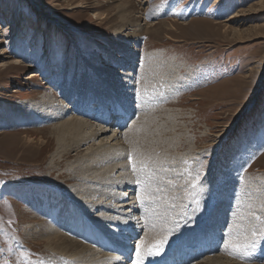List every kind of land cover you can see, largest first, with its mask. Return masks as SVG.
<instances>
[{"label":"rangeland","instance_id":"obj_1","mask_svg":"<svg viewBox=\"0 0 264 264\" xmlns=\"http://www.w3.org/2000/svg\"><path fill=\"white\" fill-rule=\"evenodd\" d=\"M82 3L91 8H77ZM118 4L143 28L139 41L130 47L138 53L136 87L146 101L144 115L157 120L172 117L177 122L181 154L159 166L164 186L170 184L178 190L174 199L180 200L181 209L173 206L176 214L183 217L199 206L195 222L203 227L209 224L207 216L224 201L225 232L229 234V217L233 216V230L243 222L246 235L253 239L244 241L245 247L234 259L241 264H264V242L258 244L264 237V0H0V63L10 65L19 60L21 66L0 69V264L62 263L45 255L37 236L27 235L24 217L39 216L53 227L61 221L59 204L70 194L66 167L84 148L51 169L48 159L56 150L51 138L53 125L34 113L28 118L32 114L28 103L46 91L54 94L59 104L66 72L71 82L73 78L79 85L88 82L85 96L91 98V89L100 90L97 87L102 82L95 84L94 70L89 67L85 72V59L99 57L96 66L109 63L112 69L120 67L117 61H108L115 60L111 54L100 51L121 22ZM116 38L120 41L121 37ZM52 62L57 66H50ZM31 75L38 76L34 81L26 79ZM95 101L99 104L101 95ZM65 102L67 106L76 104L74 112H78L77 101ZM128 111L134 118L140 115L134 113L136 109ZM72 112L67 117L76 116ZM29 139L36 147L33 150L27 148ZM149 148L147 156L140 155L135 164L129 157L131 167L139 168L130 170L135 172V183L143 181L160 190L155 180L149 181L147 172L152 171L154 156ZM142 149L135 150L141 153ZM252 221L256 226H250ZM168 223L173 224L167 222L166 226ZM46 225L41 226L46 229ZM142 231L144 234L145 229ZM93 235L96 238L98 234L95 231ZM214 237V241L222 240V234ZM176 241L177 237L167 238L147 248L163 242L165 250Z\"/></svg>","mask_w":264,"mask_h":264},{"label":"bare ground","instance_id":"obj_2","mask_svg":"<svg viewBox=\"0 0 264 264\" xmlns=\"http://www.w3.org/2000/svg\"><path fill=\"white\" fill-rule=\"evenodd\" d=\"M77 8L86 10L91 7H89L88 4L82 3L79 4ZM126 9L125 6L119 5L117 11V15H119L121 20L119 27H114L115 30L113 32V37L106 40V46L103 45L100 46L102 49L99 48L102 54L109 53L111 54V57L115 59L114 61L108 60L109 62L115 64L117 61L120 67L116 66L118 67L117 69H112L109 63L106 64V66H96L95 64H98L100 61L99 57H93L92 60L85 59V65L87 67L85 68V72H89L90 67L94 70L95 77L98 80V82L94 81L95 84L97 83L96 85L99 86V82H102V84H100L102 86L97 87L100 90L96 91L91 89L94 91L93 94L91 93V98L98 100L101 95V101L99 104L95 102L92 103L90 96L84 95V90L87 89L86 85H88V82L83 80L82 84L79 85L74 78L71 82L70 74L67 72L64 76L65 81L62 83V90L64 92L61 96L58 93L61 99L59 104L55 102L56 96L51 92L46 91L39 99L36 100L33 98L28 103V108L32 111V114L27 116L28 118L34 113L41 121L53 125V128L51 129V138L53 143H55L56 150L54 154L51 156L49 155L48 166L51 169L57 168L64 158L68 159L70 157L72 152L84 148L80 156L78 155L79 157L66 167L70 194L64 197L65 201H59V205L62 206L61 211H59L61 212V221L53 227L50 224L39 220V216L25 215L24 217V221L27 223V235L32 237L34 235L37 236L39 239L38 243L44 247L45 255L52 257L53 259L55 258L59 262L62 261L63 264H126L124 257L110 253L107 249H102L100 244L96 245L85 240V237L87 236L86 234H88L87 230L91 227L104 231L108 235L113 234V236L116 237L115 242L123 245L124 250L128 249V251H130L132 248L138 246V250L142 252L150 249L147 247L154 246L158 241H163L167 238L176 239V237H190L198 231L195 233L197 236L202 231V227H199L196 222L194 224L187 223V226H185L188 218L193 214V209L196 208L192 207L191 213L183 212L185 214L183 217L180 216V213L176 214V210L173 206H178L177 208L181 209V206L179 205L180 200L174 199L178 190L176 191V188H171L170 184L164 186V183L160 179L162 172H160L159 166H161V164H166L168 161L174 160L181 154L179 153L181 142L180 134L175 132L177 122L173 120L172 117L168 119L164 117V119L157 120L155 116L151 117V114L149 116L144 115V112L148 109L144 106L146 101L144 102V100H142L143 97L141 96L139 110L134 112L140 113V115H137L136 118L132 115L133 121L131 122L130 127L127 131L121 133L98 124L94 120L91 121L90 119H93L92 117L88 118L81 115L92 116L97 113V110L106 113L105 107L103 106L105 102L117 98L118 96L124 97L128 110L133 111L134 109L133 94L129 88H126L121 84L118 69H127L130 74L136 75L135 63L138 61V57H136L138 53L131 49L130 44L139 41L140 34L138 36V33L143 28H140L141 25L139 24L138 19H134L130 14H127L128 10ZM99 19L104 18L100 17ZM183 25L187 26L188 24L185 23ZM116 37H121L120 41H116ZM95 60L96 62L94 64ZM19 66V60L12 62L10 65H6L3 62L0 63V69L12 67L11 69L14 70L19 69L21 67ZM50 66H57V63L55 62L54 64L52 62V65ZM133 67L134 71L132 72L131 68ZM140 75H142V73ZM37 76L38 75H31L26 79L34 81ZM92 87H94L93 83ZM75 99L77 102L74 101ZM65 101L78 103V112H76L77 110L74 112L75 106H77L76 104L74 107L67 106ZM92 104H94L95 107H93ZM143 106L145 107L144 109ZM150 108L154 109V107L151 106ZM152 109L150 110L151 113ZM71 111H73L72 113L76 116L67 117ZM25 112L27 114V111ZM130 113L131 112L128 111L129 115H131ZM80 116L83 118H80ZM169 123H171V126ZM2 134L3 133L0 132V135ZM40 140L44 142L42 145L46 144L44 139ZM26 144L29 146H27L29 150L36 148L32 146V139H29ZM148 145L150 147V155L154 156L150 161L152 171L149 173L147 170L148 172H146L151 174L149 176V181L152 180V182H154L155 180V186L157 188V185L159 184L160 190L154 189L151 184L147 187L148 183L145 184L143 181H139L138 184L135 183V176H133L135 175V172H133V174L130 170H133V168L129 162V157H133L135 164L139 160L140 155V157L147 156ZM143 147L144 150L142 149ZM135 149L140 151L142 149V152L140 153ZM200 153L203 152L200 151ZM126 156H128V159ZM142 162L144 161L142 160ZM145 163H147V161ZM138 170L136 169V171ZM140 175H143V173H140ZM145 177L147 178V175ZM173 182L176 183L175 181ZM141 184H144L145 186H142ZM141 188H144L145 192L141 190ZM178 188H180V186ZM35 192H37V190ZM183 193L185 192H182V194ZM134 196H137V198ZM52 199L55 198L52 196ZM188 200L189 199H187V201ZM42 201L44 200L42 199ZM38 203L39 201L37 204ZM224 203L225 202L223 201L219 206L217 205L209 216H207V218H209V224L206 225L205 228L211 226H215V228L207 230L204 228V231L202 232L204 238L213 242H215L214 234L217 236V234L221 235L222 233L220 229H222L221 226H223L227 211L226 203ZM44 207L46 206L42 205L43 209ZM69 209H72V211H69ZM173 220L175 221L173 222ZM176 221L177 223H175ZM167 222L173 224L168 223L166 226ZM229 222V234L226 235V243H224L225 247L221 254L218 252L214 254V256H209L208 258H204V260L193 264H241L236 261L237 259H234V256H236L235 253L243 248V244L246 243L244 242L245 240L250 241L253 239L246 235V227L244 228L242 221H237L240 224L242 222V225L240 227L239 225H236L234 230L233 216L229 217ZM250 223V226H256L254 221ZM44 224H47L46 229L41 226ZM203 224L204 222L202 225ZM116 225H118V227ZM142 228L145 229L144 234ZM122 229L130 230L133 233H128L127 231L124 232ZM134 237L140 239L139 241H136L135 244L133 243ZM262 238L260 239L262 240ZM190 239L192 241L191 244L201 240L198 237H195L194 239L191 237ZM260 239L258 244L263 245L264 241H260ZM140 241H143V243H140ZM223 241L224 240L222 239V243ZM91 245H96L100 250ZM228 246L232 247L228 248ZM248 250L250 251V248ZM228 252L233 253L234 255H230ZM238 254L241 253L238 252ZM238 254L237 256H239ZM49 264H53V262H49Z\"/></svg>","mask_w":264,"mask_h":264},{"label":"snow or ice","instance_id":"obj_3","mask_svg":"<svg viewBox=\"0 0 264 264\" xmlns=\"http://www.w3.org/2000/svg\"><path fill=\"white\" fill-rule=\"evenodd\" d=\"M118 72L120 73V82L123 84L126 88H129L133 94V108L136 110H139V105L141 103L139 91L136 85L138 84V79L135 75L130 74L127 69L120 68L118 69ZM93 102H96L93 98ZM105 107L106 111V117L109 120L115 121L117 124H119L121 121H123V127H128V124L131 122L132 117L128 114L127 109V103L124 97L118 96L117 98L110 99L103 105ZM134 164V161H133ZM135 165L133 167V171H135ZM139 183V180H137V184ZM201 190L203 191L204 188L202 186ZM69 211H72V209H69ZM201 211L200 207L198 206L196 209H193V214L191 217L188 218V221L186 222L185 226H187V223H195V213ZM118 227V225H116ZM123 231V230H122ZM138 237L133 238V243H136V240ZM177 239H180V237H177ZM140 243H143V241H140ZM136 252V262L135 264H144L145 257L146 256H158L160 252L163 250V242L158 247H155L154 249H148L146 251H140L134 249Z\"/></svg>","mask_w":264,"mask_h":264}]
</instances>
